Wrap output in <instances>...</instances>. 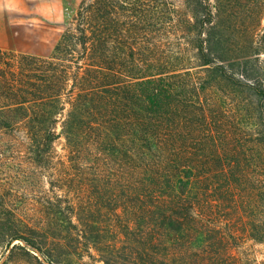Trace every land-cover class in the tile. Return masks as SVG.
Wrapping results in <instances>:
<instances>
[{
  "label": "trees",
  "instance_id": "1",
  "mask_svg": "<svg viewBox=\"0 0 264 264\" xmlns=\"http://www.w3.org/2000/svg\"><path fill=\"white\" fill-rule=\"evenodd\" d=\"M0 133L48 185L30 223L0 185V246L23 242L38 264L118 246L136 249L134 264H171L208 239L186 264H244L229 210L242 187L232 170L248 160L223 159L219 137L264 147V0H78L49 56L0 48ZM223 188L233 202L218 228L207 218Z\"/></svg>",
  "mask_w": 264,
  "mask_h": 264
},
{
  "label": "rangeland",
  "instance_id": "2",
  "mask_svg": "<svg viewBox=\"0 0 264 264\" xmlns=\"http://www.w3.org/2000/svg\"><path fill=\"white\" fill-rule=\"evenodd\" d=\"M77 5L78 0H27V19H0V48L41 57L49 56L61 35L63 25L72 17ZM224 99L226 103L230 102L226 98ZM22 137L19 135V138L22 139ZM220 137L223 147L220 151H223L221 153L223 159L236 157L239 158L242 165L244 159L248 160L244 170L234 168L231 173L234 183H237V175L242 177L240 178L242 187L237 190L238 192H235V197H238L240 202L239 209L232 207L229 210L231 223L239 235V239L233 244L237 245L234 253L240 257L239 259L244 264H252L253 261L255 264H264V242L256 243L249 238L254 221L257 219H260L261 222L264 221V147H254L252 146L254 143L246 144V147L256 148L250 152L246 147L240 148V142H236L235 146V144H231L229 138L225 140ZM255 138L256 136L253 135L249 139ZM10 139L0 133V185L2 189L6 190V194L3 193V195L9 200L7 203L12 207L16 216L30 223L37 220L35 219L37 214L34 215L36 199L33 195L47 192V179L43 177L36 182V179L31 178L34 167L29 162L27 151L23 147L13 146L15 142L12 140L13 143ZM55 150L57 156L64 159L66 151L63 138L56 141ZM223 165H227V161H223ZM225 167L228 169L227 166ZM221 181H223L221 174H218L215 183L220 185ZM218 188L220 190L221 186ZM223 189L224 191H217L218 197L221 198L219 201L224 206L220 207V212L215 217V219H220H217L218 224L213 216L210 215L207 218V221L215 223L218 228H225L230 218L226 212L229 209L227 204L232 201V198H228L225 188ZM200 240L201 244L192 240L187 249L189 256L174 254V257L169 259L170 263L186 264L188 259H191L192 262L202 259L204 255L202 251H206L211 242H208V239L207 243L202 241L203 239ZM186 241L188 240L180 239L172 245L176 246L177 250ZM13 245H21L25 247L26 251H31L23 242L15 241L10 247ZM103 248H101L102 250L97 248L86 250L81 247L76 251L79 256L73 254L74 256L67 257L64 264H134L131 257L136 249H131V247L123 249L118 246L115 249L116 255L107 257L106 251L109 250ZM75 250L65 248V251L69 253H73L72 251ZM26 251L20 249L11 251L3 244L0 246V264H38ZM32 252L42 261L38 252L35 250ZM135 255L133 256L137 257ZM136 264L142 263L139 261Z\"/></svg>",
  "mask_w": 264,
  "mask_h": 264
},
{
  "label": "crops",
  "instance_id": "3",
  "mask_svg": "<svg viewBox=\"0 0 264 264\" xmlns=\"http://www.w3.org/2000/svg\"><path fill=\"white\" fill-rule=\"evenodd\" d=\"M27 19V0H0V19Z\"/></svg>",
  "mask_w": 264,
  "mask_h": 264
}]
</instances>
